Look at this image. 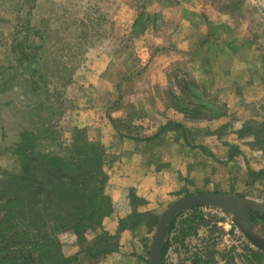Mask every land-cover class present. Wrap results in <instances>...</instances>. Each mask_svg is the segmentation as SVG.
Masks as SVG:
<instances>
[{"label":"rangeland","instance_id":"1","mask_svg":"<svg viewBox=\"0 0 264 264\" xmlns=\"http://www.w3.org/2000/svg\"><path fill=\"white\" fill-rule=\"evenodd\" d=\"M6 5L10 26L21 24L24 15L32 24V31L26 24V39L46 40L47 52L31 55L47 89L42 114L52 121L66 106L85 125L71 130L58 121V127L70 129L66 145L58 143L54 131L22 142L25 118L41 104L29 99L30 89L18 81L27 62L13 59V47L10 57H0V183L18 170L16 152L22 147L107 175L105 195L111 199L119 191L129 205L133 189L122 183L138 180L139 208L158 217L179 197L199 192L237 194L264 204V175H255L264 168V131L257 127L264 124V0H7ZM11 30L0 29L10 41ZM52 48L62 61H51ZM55 68L62 75H51ZM67 81L73 85L66 92L55 90L54 82ZM5 90L11 97L2 98ZM54 98L62 99L61 108ZM169 122L186 131L159 134ZM87 143L94 144L92 150ZM194 218L195 235L183 240L181 226L172 234L167 264H193L196 255L208 264H264L234 221L207 207L184 211L180 221ZM119 221L115 233L107 232L115 240L96 248L89 244L104 231L103 224L87 232L84 245L70 231H49L64 255H79L80 264H146L155 229L147 233L143 226L122 236ZM251 224L264 237V223ZM113 249L118 255L103 253Z\"/></svg>","mask_w":264,"mask_h":264},{"label":"trees","instance_id":"2","mask_svg":"<svg viewBox=\"0 0 264 264\" xmlns=\"http://www.w3.org/2000/svg\"><path fill=\"white\" fill-rule=\"evenodd\" d=\"M141 20L142 16L134 24L136 31L142 27ZM21 59L29 63L31 73L28 75L34 78L36 69L34 58L31 54H22ZM4 93H9V90H5ZM15 99H17L16 96ZM192 99L198 102L196 94H193ZM257 127L260 131H264V124ZM184 128L181 124L169 122L162 127L159 134L177 129L181 130L182 134L186 131ZM30 135L23 133L22 142L32 138L34 140V137ZM93 145L87 143L86 146L92 150ZM32 147L34 148V145ZM21 149L22 147H18L16 152L19 162L18 170L7 174L6 181L0 183V264H80L79 255H64L62 245L49 231V227L53 232H55L54 229L70 231L77 236L81 245L87 244V232L100 228L105 218L109 217L113 211L111 199L104 192V184L108 176L99 174V171H93L86 166L79 168L76 161L68 158L38 153L35 149L30 150L32 148ZM94 152L99 154L97 151ZM89 164L94 166L90 161ZM255 175L263 176L264 168ZM134 195L133 190L131 193L133 200L130 203L135 210L127 217L120 219V230L128 229L134 232L139 231L141 226H146L147 233H152L159 217L150 212H137L136 208L139 207L140 201L137 202ZM183 213L174 217L166 229L163 264H167L166 256L173 239L172 234L178 230L179 226H181L179 233L182 234L183 240L187 236L196 234L197 228L194 224L198 219L180 221ZM248 213L251 223L256 219L264 223V213L254 210H249ZM184 224H187L186 228ZM260 226L264 230V225ZM111 240L115 238L103 231L89 245L92 248L102 244L108 246ZM92 248L88 249L89 253ZM113 251L114 249L104 250L103 253L110 254ZM254 255L257 259L264 260V255L260 251ZM195 257L193 264H208L207 260L197 255Z\"/></svg>","mask_w":264,"mask_h":264},{"label":"crops","instance_id":"3","mask_svg":"<svg viewBox=\"0 0 264 264\" xmlns=\"http://www.w3.org/2000/svg\"><path fill=\"white\" fill-rule=\"evenodd\" d=\"M6 1L7 0H0V29L3 30L4 26H6V27L9 26V27L13 28V31L11 30L13 33H12V39L10 41V38H11L10 35L9 34L5 35V32L0 31V43L2 41H6L4 44L5 45L4 48L6 50L4 48H3V50H1V47H0V53H1L0 57H4V58L10 57L9 53H11V50L13 49V47H14L13 59L16 58L18 60L21 59L22 54L29 55V53H31L32 56H35L34 53L40 52V50L45 51V43L44 42L46 40L45 41L41 40L40 39L41 37H35L33 34H32L33 36H31L28 40L26 39L27 35L25 33V28H26L27 22L24 21L25 20L24 15H23L24 19L21 20V24H20V20H18L16 25L10 26V24H9V19H11L9 17L10 14L9 13L4 14V11L6 12V10H7V12H8L9 6H7V5H10V3L6 5ZM35 1H37V0H35ZM33 10H34V5H33ZM31 26H32V24L30 25V22H29L30 31H32ZM20 27L23 28V30H24L23 35H20ZM40 27L41 26L38 27L36 25V28L39 29V31L41 32L42 28H40ZM15 30H17V32H15ZM7 35H9V39H8ZM39 36H40V34H39ZM48 39H49V37H48ZM14 43H17V44L21 43V44L14 46V45H12ZM54 49L55 48H52L51 53H49V55H50L49 58H51V61L55 60L54 57L57 59H60L59 57H57V55H58L57 51L58 50L55 51ZM45 52H47V51H45ZM42 57H43V55L41 54V56L39 58L43 59ZM45 57H46V55H45ZM66 65L67 64H65V70H64L65 74L68 73ZM21 69L23 70L24 74H23V76H20L18 78V81L23 82L25 89H27L28 91L30 89L29 92L32 94V96H29V99H35L38 103L41 104V107H42V108L40 107L39 109L37 108L36 112L33 113V110H30L33 106L32 104H28L27 106H25L26 109L30 110L28 112V114H30V115L28 117H26L24 120L25 128L23 131L28 133L29 135L31 134L30 136H33V137L35 136L37 138H38V136H43L44 133H50V134H45L47 137H49V135L51 136L52 131H54L55 135H58V137L61 139L58 141V143L64 144V142H66L65 143V145H66L69 141L70 134H71V133H68V131L70 132V129L73 130V128H77V127H78L77 129H81L84 127L85 123L84 124L80 123L78 118L75 119L72 113L67 112L68 109L66 106H65V110L63 111V114H62V110H61V112H60L61 115L59 117L55 118L54 120L50 121V117L48 116V114H47V117H45L46 114H42L44 112L43 111V104L45 103V100L43 99V97H44L47 89H46V86L41 85L42 79L40 77V72L42 71V68H41V66H40V68L38 65L36 66V69L34 70V77L35 78H33V80L28 75L31 73V71L29 70V66H27L26 63H25V65H22ZM50 73H51V75H55V76L57 74L59 75V73L62 75V69L60 70V72L58 70L56 71V68H55V71H52V69H50ZM38 78H39V84H38ZM72 81L69 83L67 81V82H65L64 85L62 84L60 86L57 83L55 84V82H54V88H55V90L61 89V90H65V92H66V90L69 87L71 88V86L73 85ZM33 82H35L34 88L32 87ZM36 83H37V86H36ZM19 86H22V85H20V83H19ZM48 90H50V89H48ZM51 91L52 92L54 91L53 88L51 89ZM23 93H25V92L23 91ZM1 96H2V98L3 97H8V98L11 97L10 93H7V94L4 93V94H1ZM22 96H24V95H22ZM24 97L27 98L26 96H24ZM61 97H62V95H61ZM65 97H67V93H66ZM54 99H55V101L53 103L56 104L55 105L56 109L61 108V104H59L58 102H61L62 99H60V98L59 99L54 98ZM36 106L37 105H35V108H36ZM40 109H41V114L39 115ZM71 115L73 116L74 119L71 118ZM110 117L112 118V116H110ZM58 121H59L60 125H69L70 129H67V127L63 128V129L61 127H58V125H57ZM32 125H34V126L32 127ZM30 126L32 127L31 129H30ZM27 129H28V131H27ZM47 130H49V131H47ZM61 134H63V138H62ZM66 150H68V149H66ZM141 178H143V177L141 176ZM110 181H113L112 177H110ZM124 182H125L124 184L122 183V186L124 187V189H133L134 191H137L139 189L138 187H142V184H139L138 180H136V179H134L132 182H129L128 180H124ZM110 196H111V203L113 206V214L104 220L102 229L106 232L110 231L111 233H115L117 231V228H118V223H116V221L123 219V218L127 217L128 215H130L135 210V208L132 207L131 205H129V202H125L123 200L124 198H122V195L119 193V191L114 192V194H110ZM141 208L137 207L136 211L139 213H143V212L147 211L143 207H141ZM110 222H112L110 224L111 226L106 228V226L109 225L108 223H110ZM142 227L143 226H141V229H142ZM141 229L139 231H134L133 234H135L136 232H141L142 231ZM147 232H148V230H147ZM129 233H131V231L124 230V231H121L120 234L122 236H126ZM115 252L117 253V252H119V250L118 251L115 250ZM115 252L109 254V256L113 255V254L118 255V254H115Z\"/></svg>","mask_w":264,"mask_h":264},{"label":"water","instance_id":"4","mask_svg":"<svg viewBox=\"0 0 264 264\" xmlns=\"http://www.w3.org/2000/svg\"><path fill=\"white\" fill-rule=\"evenodd\" d=\"M196 207H212L227 212L250 244L264 253V237L254 231L248 213L249 210L264 213V204L237 194L199 192L179 197L159 216L148 264H163V243L169 223L181 212Z\"/></svg>","mask_w":264,"mask_h":264},{"label":"built area","instance_id":"5","mask_svg":"<svg viewBox=\"0 0 264 264\" xmlns=\"http://www.w3.org/2000/svg\"><path fill=\"white\" fill-rule=\"evenodd\" d=\"M207 209L211 214H216L218 217L225 219L230 224H233L234 220L227 212L212 207H207Z\"/></svg>","mask_w":264,"mask_h":264}]
</instances>
